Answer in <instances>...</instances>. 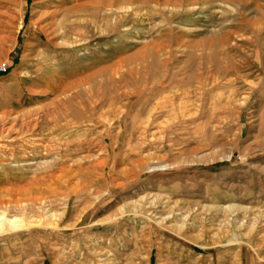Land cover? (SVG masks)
<instances>
[{"label": "rangeland", "instance_id": "374dc122", "mask_svg": "<svg viewBox=\"0 0 264 264\" xmlns=\"http://www.w3.org/2000/svg\"><path fill=\"white\" fill-rule=\"evenodd\" d=\"M46 1L0 0V264H264V0Z\"/></svg>", "mask_w": 264, "mask_h": 264}, {"label": "bare ground", "instance_id": "6f19581e", "mask_svg": "<svg viewBox=\"0 0 264 264\" xmlns=\"http://www.w3.org/2000/svg\"><path fill=\"white\" fill-rule=\"evenodd\" d=\"M48 1H50V0H48ZM48 1H46V3ZM56 4H57V2H56ZM58 4H59V2H58ZM63 6L64 5H61V4L60 5H55L54 6V9L50 12V14L48 13L49 14L48 17L54 19V18H56V16H61L62 19H65V18L67 19L68 18L67 15L70 12H74L75 8L74 9H68L67 10V9H64ZM3 16H4V14L0 13V26L3 25V21L1 20V17H3ZM56 20H57V18H56ZM53 22H54V20H53ZM53 22H51L50 23V27H48L49 30L51 29L50 31L49 30H46L45 28H42L39 31L38 40H36V45H32V44H26L25 45L26 51L28 53V54L24 55V56H26V58L23 56L24 59L26 60V61L24 60L25 62L28 61L27 60V57L30 56L31 54H34L35 49L38 48V46L40 47L41 44L42 45L46 44L47 47H52L53 46L52 45V42L54 40H57L59 38H67V37H69V35L71 33V30L73 31V28L74 27H72L70 25L69 26L67 25L68 27H66L64 24H62V26H60L58 28H53V25H54ZM49 37H51V38H49ZM40 56H42V55H40V53H39L38 54V59H37L38 60V64H37L38 67H40L39 66L40 64L41 65L42 64H47V61L46 62L43 61L44 58L41 60L40 59ZM123 62H124V60H123ZM121 64H122V60L118 62V67H116V66L115 67L114 66H111V67H108V68L105 67V68H103L101 70H98L97 73H94V74L92 73V74H89L88 76L86 75V77H84V78L83 77L82 78L79 77L80 79H76L77 77H75V80H73V81H70L72 79H70L69 81L68 80L67 81L64 80L65 82L63 81V83L61 85H60V82H57V83H54L53 82L52 83L51 81L48 80V78H45L44 76H43L44 79L41 78V77H39V78H41V80L42 79L44 80V82H45L44 87L47 90H49V92L45 91L43 93H44V95H49V94H54L55 95V94H58L59 93V95L57 96V100L56 101H53L50 105H53V104H55L58 101V104L55 107V109L57 111H59V114H60L61 113V109H59L58 106L59 107L64 106L65 109H66L67 105L68 104H71L73 100H77V99L81 98V96H80L81 92L79 91V90H81L80 88L83 87L84 85H88L89 84L88 82L94 80L97 76L99 77V76L105 75L106 80L107 81H110L112 83V81L115 79V76L119 75V70L118 69L121 67ZM37 66H35V67L37 68ZM49 68H51V67H49ZM51 70H52V68H51ZM40 72H44V71L42 69L39 70V68H38V70H35L34 71V73L36 74V76H38V74ZM53 74L55 76V72L54 73H49L48 75H49V77H51V76H53ZM40 76H42V75H40ZM59 77L61 79V76H59ZM69 77H71V76H69ZM39 84H41V83H39ZM41 86H43V85H41ZM68 92H73V94L67 95ZM65 95L68 96L67 101L65 100V102H59V101L62 100V99L60 100V98H62V96L65 97ZM5 97H7V96H5ZM5 99H7V98H5ZM18 102H14V101L13 102H7V100H6V103L7 104H10V106L12 107V109L11 110H2V109H0V126H1V128H0V136H2L4 133L10 134V132H12L14 130V128L17 126V120L18 119H21V122H22L21 123L22 124V130H21V132L18 131V134L24 133L23 130L26 129L29 126V121L28 122H26V121H27V119H30L29 118V113L30 112H26V113L23 112L22 115H21V117H18L19 114H17V112H15L16 106L17 107L20 106L19 105L20 103L17 104ZM22 105H23V103H22ZM50 105H47L46 107H49ZM46 107H42V109H44ZM57 115H58V113H57ZM11 117H13V119L10 121L9 119ZM21 124H19V125H21ZM56 127H57V125L54 124L53 125V128H56ZM17 130H18V128H17ZM16 132H14V133H16ZM135 163L137 165H139V166L141 165L140 160L137 161V162H135ZM24 227H25V223L23 222L22 219H19L17 217L8 218L5 214H2V216L0 215V236L10 234V233L15 232V231H18L19 229L24 228Z\"/></svg>", "mask_w": 264, "mask_h": 264}, {"label": "built area", "instance_id": "2783aa9c", "mask_svg": "<svg viewBox=\"0 0 264 264\" xmlns=\"http://www.w3.org/2000/svg\"><path fill=\"white\" fill-rule=\"evenodd\" d=\"M3 71H5V69Z\"/></svg>", "mask_w": 264, "mask_h": 264}]
</instances>
